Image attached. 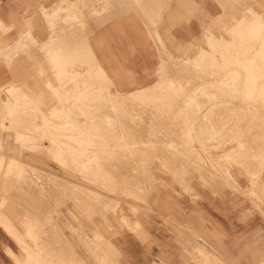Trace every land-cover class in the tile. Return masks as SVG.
Wrapping results in <instances>:
<instances>
[{
	"label": "rangeland",
	"instance_id": "obj_1",
	"mask_svg": "<svg viewBox=\"0 0 264 264\" xmlns=\"http://www.w3.org/2000/svg\"><path fill=\"white\" fill-rule=\"evenodd\" d=\"M208 1L214 3L216 2L217 5H201L200 2H202V0L191 1L190 17L192 21L190 22V38L183 39L182 37H178L176 35L169 41L167 40L168 46H166L165 43L160 40L157 41V60L154 63V67L151 72V80L147 85L138 86L133 89H129L128 91H121L117 87L111 85V89L109 92L110 95L107 93V91L104 93L105 95H101L103 98H98L100 93L102 94V91L97 93V89L94 90V92L93 89L91 90L92 87L88 88L85 85L79 87L76 86L77 84L75 83L76 81H74V79L76 77L81 78L83 75H78L75 78H72L71 76H66L65 74V66H71L72 62L74 63L77 58L80 60H78V63L80 62V67L85 68V66L88 65L87 63H92L91 61H89L88 56L85 54V48L84 50H81L82 53L79 51V57L78 54H63L62 50H64V48H61L60 46H44V48H46V61L54 64V66H52L53 69L50 71L54 74V84L51 83L47 85V90L53 101L48 102L45 112L43 109V103L40 102H22L21 104H19V107H17V104L15 105V110L11 111L9 118L11 127L17 128L19 125H22L25 122V133H7L8 128L5 127V122L8 119L6 117L0 118V155H2L0 156V159H3V164H1L3 166L0 165V231L2 232V234H4L5 237H9L12 241H14L16 245L15 256L14 253L8 248L7 243L5 241H1L0 256L2 255L5 259H9L12 264H66V262H68L67 264H122L123 258L119 251V247L117 246V242L120 241V239L124 238L127 233H130L136 237L149 239L151 237L150 230H152L169 240V243H174L176 247V260L178 259L177 262H179L176 264H264V199H262L264 198V138L262 137L264 136V132L262 133V131H264V100L262 101V99H260L262 95L254 94V97L252 96L250 99L245 100L246 96L242 95L241 93L231 94V97L233 98L232 102L235 101V104H239L242 107L241 108L239 105H237V108L235 107V104L232 103L234 106V114L233 111H230L231 115L228 114L229 111H226V109H230L221 108L223 106L218 105L219 100L217 101L216 99H214L218 95L217 90H215L217 91V94H214V98L209 102H205L203 100L204 96H197L198 101L200 100V97H203V99L201 98L203 100V104L202 100H200L201 102L199 101L200 104L197 101V104H202L201 106H203L204 104L206 106L208 105V111L205 110V112L203 109L204 113H202L201 116L198 115L199 112L201 114V110H197V106L199 105L193 104L196 100L193 101L191 99L192 97L190 98L189 96V94L193 95L191 93V87L193 88L195 84L205 80L208 75L218 78L223 74L235 73L240 74V79L237 78L236 81H242L244 80L243 75H245L249 70L253 71V69H255L256 73L258 74V69L261 68L259 70V74H263L264 68H262L261 66L264 64V0H242V2L241 0ZM138 7H136L138 11H140V14L138 15L144 18L142 19V21L149 30L152 23L148 18L151 17V13H149L150 11H144V9H149L150 7ZM101 8L102 11H108L107 6H102ZM241 12H243V14H241L242 17L240 15ZM244 16L247 17L245 18ZM251 21L253 24L252 26L250 25ZM257 22H259L260 24H256ZM71 23L75 25H80L81 23H83V25L81 24L80 27H83L85 24V22L82 20H72V22L63 20L64 25H71ZM222 23L226 25L224 26ZM255 27L258 28V31L257 28L255 30ZM81 32H83V30H81ZM149 33L151 34V30H149ZM244 34H246V36H244ZM215 36L217 38H215ZM26 38L30 41V43H32L31 45H34V41L30 35H27ZM250 40H253V43H250ZM250 51H254V53L251 54ZM181 55H183L184 57ZM243 55L245 56V58ZM246 55L247 57H249L247 58ZM198 56L200 57L198 58ZM259 61L261 63L263 62L262 65L257 64V62L259 63ZM253 62L255 63V65H253ZM55 63H58V66L59 64L60 66H64V69L61 70L59 69L60 67L55 68ZM168 64L169 66H167ZM173 64L174 68L176 67L178 70L176 68V70L174 68V70H169V68L173 67ZM167 67L168 69H166ZM168 71L172 72L169 73L172 76L174 75L173 77L177 76V80L181 79L180 83H183L185 81V84L183 83L185 87L187 85L186 82L188 83L190 89L186 88V91L190 90V93L188 91L187 93L184 92L186 96L188 95L187 97L185 95L183 96V90L185 89H181V87L179 86V82L176 79L172 80L174 78L171 75V77H169ZM176 71L179 75L181 74L180 78L179 75H176ZM174 72L176 73L173 74ZM167 73L170 79L167 77ZM149 85L158 87L156 89L157 92L155 91L153 93V96L138 103H134L132 101L126 102L124 99L125 97L122 98V96L120 95L127 92L135 93L136 91ZM188 85L187 87H189ZM181 86L182 88H184L182 84ZM83 89L86 92L85 94ZM73 92H75V94H73ZM16 93L17 91H14L13 88H11L10 91L6 90V94H9L11 98H13L14 94ZM156 94L157 96L155 97ZM78 96L81 100H79ZM104 97L106 99H104ZM97 98L98 100L96 102ZM178 98H183L184 100L180 102L179 100L181 99ZM262 98L264 99L263 96ZM101 99L103 103L105 101V106L98 105L99 100L101 101ZM114 99H116V101H112ZM148 100H150L151 103ZM160 100L162 102H160ZM256 100L260 102H257ZM80 101H82V103ZM215 101H217L216 104ZM247 101L250 102H248L246 106ZM91 102H93L94 105ZM244 102L245 106L243 107L242 105H244ZM146 103L151 106L153 105V108H150L151 106L146 105ZM155 103H158L160 105L158 106V104L156 105ZM181 104H184L183 106L187 104L190 113L185 112L187 110L184 109L186 106L183 107ZM190 104L192 106V110L194 109L195 112H198L195 113L197 114V118L194 114L192 116V113L194 112L190 109ZM209 104H211V106ZM256 104L259 105L258 107L260 108V110H263V114L261 113L262 110L259 111V108H256ZM54 105L58 108L57 110L51 109ZM88 105H91V107ZM92 105L94 106V108L99 107V109L97 108L98 112L93 108ZM254 105L256 106L254 107ZM115 106L117 107L115 108ZM216 106H218V109L221 110H218ZM230 106L232 107V105ZM102 107H104L106 111H104ZM148 107L150 109H148ZM156 107L160 109V111H162L159 112ZM224 107H226V105H224ZM248 107L250 110L248 109ZM36 108L40 109L37 110ZM210 108L213 109L209 110ZM114 109H116V112H114ZM121 109L122 111L119 112L118 110ZM163 109H166L165 113ZM173 109H175L176 111ZM216 109L219 112L224 110L225 112L223 113H226V115L224 114L225 116H220V114H218L219 112ZM235 109H237L236 111H238V113H240L241 111L243 112L242 115L241 113L239 114L241 115V117L244 116V118H242V121L241 118L239 121L240 116L238 117ZM239 109L243 110L239 111ZM244 109H246L247 112ZM18 111L20 113L26 112V116H23L24 118H13L14 114H19ZM94 111L97 112L96 115ZM214 111L216 112V114H218L215 115L217 117L214 116L217 119H221V117L225 119L226 116H228L229 118L232 115H234V117L237 115V117L235 118H229L231 121L227 119L229 120V122H227V120L225 119L228 124L226 122L225 123L228 125V128L230 126V123L231 126L236 125L235 128H237L235 129V131L238 132H234V129H232L234 127L231 128V126L228 129L227 125L225 123H222L223 121H225L223 118L221 119L223 120L222 122L220 121V119L217 121V119L212 116L214 115ZM101 112H103L102 115ZM210 112H212L211 119L214 118L215 120H212L213 122L210 121V118L209 120H207L208 117H210V114L206 113ZM161 113H163L162 117L164 119H167L162 120V117L159 118V116H161ZM223 113L221 114L223 115ZM43 115L48 116L45 117ZM130 115L132 116V118ZM153 115L155 116V118ZM186 116L188 117L186 118ZM189 116L192 117V120L189 118ZM194 117L195 119L201 117L199 121L195 120V122H199L200 124L203 122L201 126L193 121ZM123 118H125V121L123 120ZM246 118L248 119V121L245 120ZM262 118L263 122L260 121ZM52 119L54 120V124ZM103 119L106 123H103V126L106 125V128L105 126L104 128H102L103 126H100L104 121ZM185 119L189 120L190 123L187 124L188 121L186 123ZM234 119L236 120L235 122ZM114 120H116V122H121L117 123L116 125L114 124ZM141 120L143 123L141 122ZM166 120L167 122L168 120L172 121L168 122L172 126H170L169 124V126L165 125ZM232 120L234 123L232 122ZM244 120L247 122H244ZM252 120L254 122L256 121L257 123L255 122L254 124ZM122 121L124 122L122 123ZM160 121H162V123H165H163L164 126H160L162 124ZM178 121L183 122H180L179 125ZM192 121L194 122V124L192 123ZM215 122H220L223 125H219L220 123L218 124ZM236 122L239 124H237ZM51 123L53 124L52 128ZM124 123H126L128 127ZM258 123L263 125H260L258 127ZM44 124H46L47 126H44ZM118 124H120L121 126ZM134 124L136 126H134ZM240 124H243L242 128H245L247 132H253V135L251 134L252 138L250 137L251 135H249V133L242 132L243 129L241 128ZM54 125H56L57 127H55ZM115 125L117 126V129H120L119 132H117V129H115L114 131V128H116ZM216 125H218V128ZM246 125L247 127L249 125L251 126L247 128ZM63 126H65V128ZM108 126L112 127H109L111 130H108ZM124 126H126L127 128L125 129ZM143 126H145L146 128ZM178 126H180L181 128ZM213 126H216L218 131L216 128L213 129ZM120 127H124V130ZM206 127L208 129V132H206ZM225 127L227 128V131L224 130ZM238 127H240V129L242 130L238 129ZM68 128L69 130H66ZM254 128L257 131L253 130ZM56 129L61 132H57ZM102 129L104 131H102ZM173 129H175L174 132ZM146 130L149 132L145 134ZM80 131H82L83 134L79 133ZM109 131L111 132L110 134ZM195 131L197 132L195 133ZM223 131L224 134L227 133V136L231 135L229 136L230 138L225 134V139L224 134L222 133ZM239 131L241 132L239 133ZM93 132L95 135L93 134ZM128 132V135L125 134ZM142 132H144V134ZM118 133L119 135L121 133V135L125 134L123 135L125 137L123 138V136H119ZM173 133L174 135H172ZM219 133L221 137H219ZM243 133H245V135L248 134L250 140L247 138L248 135H246V139ZM18 134H22L24 139L23 137H21L20 139L17 138ZM104 134H107L108 138L107 135L105 136ZM236 134L239 137L236 136L235 138L234 136ZM241 134L244 136V138H240L243 137ZM102 136L104 138H102ZM114 136L118 137L114 138ZM169 136L172 138L171 140ZM178 136H180V138ZM181 137L184 138L182 141L183 144L181 142ZM98 138L99 141L97 140ZM241 139L243 141H245L244 139H246V141L244 142L246 144L241 143L243 142ZM112 140L115 141L113 142ZM118 140L121 143H119ZM143 140L145 142L147 141L146 145H144L145 142L143 143ZM178 140L180 142H178ZM218 140L221 141L218 142ZM69 141L71 142V144H69ZM125 141L127 143H125ZM128 142L131 143L128 144ZM110 143L113 144L112 147L109 145ZM44 144H46V146ZM114 144L116 147L114 146ZM148 144L151 148L148 147ZM74 145L77 146L75 147ZM180 145L182 146V148L180 147ZM104 146L106 149L104 148ZM133 146H135L136 149ZM186 146L188 147V149L185 148ZM245 146H248L246 147V150ZM142 147L144 150H142ZM252 147L254 149H252ZM75 148H77L79 151H77V149ZM133 148L135 150H133ZM139 148L141 149V152L145 151L146 155L142 154L144 152H140L143 155V157H141V154L137 153V151L140 150ZM149 148L152 149L151 151L154 153L148 150ZM188 151L195 152H192V154L195 155L193 156L191 152L188 153ZM246 151L248 154L246 153ZM105 152L106 154L108 152V154L106 155ZM130 152L134 154H129ZM147 152H149V154ZM157 152H159L158 157L156 155L158 154ZM161 152L166 154H163ZM125 153H127V157H125ZM136 153L138 155H135ZM115 154L118 158L120 157V159L114 156ZM147 154L150 156L152 154V157L149 158V163L147 162L148 158H146L148 157ZM112 155L115 157V159ZM162 155L166 157L169 156L167 157L169 159H167L166 157H162ZM247 155L250 156H248L247 158ZM34 156L42 157L43 159H46L47 162L56 163V165L36 166L33 164L34 161L31 159ZM102 156H105V158L109 157L108 159H106L107 162ZM170 156H174L172 158V161L174 160L173 162L176 161V163H173L174 165L172 164ZM130 157H132V159L135 161H133V164ZM191 157L195 158L191 159ZM240 157L241 159H239ZM242 157L244 160H242ZM95 158L97 160H95ZM100 158L104 160H101ZM124 158L125 160L127 158V161H125ZM145 158L147 160H145ZM159 158L161 160H165L161 161L159 160ZM249 158H252L251 161L249 160ZM14 159L19 160L22 163L17 162L18 166H13V164L11 163H14ZM139 159L140 162L138 161ZM236 159H239L240 162ZM166 160H170L171 162L169 163ZM199 161L201 162L199 163ZM247 161L253 162L250 163ZM81 162H83V164ZM179 162L185 164L186 166L182 165ZM69 163L71 165H69ZM129 163H131V165H129ZM138 163L141 165H138L137 167ZM147 163L149 164L148 166H146ZM195 163L196 165H194ZM142 164L144 165L142 166ZM176 164L182 167L176 166ZM253 164H255V167ZM76 165L78 166V168L80 167L79 169H81V171L77 168ZM19 166L21 171L18 169ZM71 166L74 168L71 169ZM132 166H134L135 169L137 167V170L139 171L144 167V173H146V169L147 172L151 169L152 172L149 171V175L152 174L153 176H149L148 173H146V176H144L142 175L143 170H141V172H136V170L134 171V169H132ZM187 166H189V168H187ZM12 169L15 170L13 171ZM77 170L79 173L77 172ZM89 170L91 172H89ZM101 170H103L104 172ZM106 170L108 171L106 172ZM133 171L136 174L133 173ZM179 171H182V174H180ZM202 171H204V176H202L203 174L201 175ZM176 172H178V174H180L182 178L185 177L183 178L185 180L179 178V175ZM186 172L189 175H187ZM92 173L94 175H92ZM115 173L117 175H115ZM16 174L19 176H17ZM53 174L57 175V177H60L61 179L53 177ZM206 174L208 175L207 177ZM91 175L96 179L92 178ZM102 175L104 176L102 177ZM131 175H133L132 178ZM186 175L188 177H186ZM262 175L263 178L261 177ZM138 176L139 181H135V179H138ZM199 176L202 178H200ZM211 176H214L213 180H217H212V184L215 183L214 186L211 184ZM74 177H76V180L74 179ZM105 177H111L110 181L109 178ZM56 178L60 180L57 181ZM104 178L106 180L105 182ZM123 178L125 181H120ZM145 178L148 180V182ZM196 178L199 179L196 180ZM258 178H260V180L263 179L262 182L259 181ZM63 179L67 180V183L70 182L69 186L65 182L60 183L61 181L63 182ZM151 179L153 180V182ZM203 179L206 181V183L204 184L203 182L205 181ZM208 179H210V181ZM8 180H11L12 183ZM115 181H117V183L120 181V184H115ZM140 181L144 185H142ZM58 182L60 183V185ZM129 182L130 186L128 184ZM149 182H151V184H147ZM216 183H219L221 186L219 184V186H216ZM72 184V189L74 188L75 184V188L73 189L75 195L77 193V189L80 190L81 187L84 188L83 190H80L84 191L83 193L80 191L78 192V194L81 193L82 196L78 197V194L75 196L73 192V195L70 193L72 190L69 191L68 189H71L70 185ZM77 185L80 186V188L76 187ZM111 185L114 186L111 187ZM140 185L142 187H140ZM209 185L211 187H209ZM62 187L65 189H62ZM123 187L126 189H123ZM21 188L23 189L21 190ZM56 188H59L60 191L56 190ZM113 188L116 189L113 190ZM85 189L89 190V192L86 191L87 193H90V191H92L94 194H87L85 192ZM125 190L129 191L127 192ZM9 191L16 192H14L13 194ZM55 192L56 195L54 196ZM59 192L61 195L59 194ZM258 192L260 194H258ZM15 193H17L19 196H14L16 195ZM95 193L98 194V197H96ZM83 194L85 195L83 196ZM86 194L88 195V197L86 196ZM257 194L259 196H257ZM91 196L95 197L91 198ZM55 198L57 200H55ZM58 198H60L61 200ZM107 198H109L110 201ZM112 200H115L114 203L112 202ZM107 202L110 203V205ZM89 203L93 206L89 205ZM104 209H106L105 211L108 212H105ZM254 222L257 223L255 226L256 228L247 230V225ZM235 224L243 227L244 229L234 228ZM73 253H76L75 262L73 260L75 259V256L72 255ZM78 256L80 257L78 258ZM45 259L46 261H44ZM64 260H66V262ZM0 264L4 263L0 262ZM150 264L171 263L166 260H159L157 262L152 261V263Z\"/></svg>",
	"mask_w": 264,
	"mask_h": 264
},
{
	"label": "crops",
	"instance_id": "obj_2",
	"mask_svg": "<svg viewBox=\"0 0 264 264\" xmlns=\"http://www.w3.org/2000/svg\"><path fill=\"white\" fill-rule=\"evenodd\" d=\"M78 1L0 0V118L6 117L8 119L5 122V127L8 128L7 133L26 132L25 122L17 128L11 127L9 118L11 111L15 110L16 104L19 107L22 102H40L43 103L45 111L48 102L53 101L47 90V85L55 80L54 74L50 72L54 64L46 61V49L43 50L44 46L63 47L62 53H67V55H77L79 51L86 48L85 50L88 53L86 55L88 59L91 58L89 61L94 63L95 66L87 63L88 65H84L85 68L80 67V62L78 63L77 58L71 66H65V74L72 78L83 75L82 79L77 77L74 79L76 86L85 85L88 88L93 86V90L101 87L99 91H108L109 94L111 85L121 91H128L138 86L147 85L150 82L151 72L157 60L158 40L168 46L166 40L169 41L176 35L183 39L191 37L190 22L192 19L190 17V9L192 0H130L133 3V8H130V10V1L127 2L125 0L121 1L124 5L126 3V7L120 3V0H109L110 2L106 0H88L90 3L86 2V0H84L85 3L81 0ZM109 3L111 6H109ZM112 3H115V5ZM117 4L123 5V10L126 8L125 12L123 10V12L119 10L118 12L115 8L116 12L112 10L113 6L116 7ZM200 4L217 5L216 2L208 0H202ZM80 5L84 6L81 7ZM134 5L136 7L139 5H142V7L148 5L150 7L148 12L153 13L148 18L152 23L151 28L149 27L151 34L144 23H141L143 22L142 17L138 15L140 11L136 10ZM167 5L168 7L166 8ZM102 6L112 8L111 10L108 9V12L104 11V13L102 12ZM121 6L117 7L122 9ZM78 9L84 13L81 17V12ZM84 9L86 10L84 11ZM108 13L112 16H109ZM90 18H93V20L91 21ZM81 19L85 22L83 27L72 23L71 25L63 24V20L72 22V20ZM89 19L90 26L87 22ZM105 19L106 21H104ZM91 26L93 27L91 28ZM81 30L88 32L83 33ZM89 30H91L90 33ZM27 35L32 37L34 45H31L32 43L26 38ZM81 40L82 44L80 43ZM78 41L79 43H77ZM55 68L62 70L64 66H60V64L58 66V63H55ZM98 68L102 70L103 75L97 73ZM91 78L94 83L92 80L89 81ZM96 78L99 79H97V83H95ZM102 82L104 85H102ZM96 84H101L102 86H96ZM94 86L96 87L94 88ZM11 88L17 91L13 98L6 94V90L10 91ZM20 88L23 91H19ZM18 113L17 115L14 114L13 118H24L23 116H26V112L20 113L18 111ZM44 145L46 146V144ZM31 159L36 166L56 165V163L47 162L42 157L34 156ZM256 224V222L248 224L247 230L256 228ZM234 228L244 229L237 224H235ZM150 234L151 237L145 239L127 233L124 238L117 242L123 258L122 264H150L152 261L157 262L159 260H166L171 264L179 263L177 262L178 259L176 260L174 243H169V240L152 230H150ZM1 241H5L8 248L16 256L14 241L9 237H5L0 231V244ZM0 262L12 264L9 259H5L2 255L0 256Z\"/></svg>",
	"mask_w": 264,
	"mask_h": 264
},
{
	"label": "bare ground",
	"instance_id": "obj_3",
	"mask_svg": "<svg viewBox=\"0 0 264 264\" xmlns=\"http://www.w3.org/2000/svg\"><path fill=\"white\" fill-rule=\"evenodd\" d=\"M77 1H78V0H77ZM81 1H84V0H81ZM87 1H88V0H86V2H87ZM97 1H98V0H97ZM99 1H100V0H99ZM106 1H107V2H110L109 0H106ZM114 1H115V0H114ZM114 1H112V2H114ZM122 1H123V0H122ZM122 1L120 0V3L123 4ZM125 1L129 2L130 0H125ZM156 1H157V0H156ZM159 1H160V0H159ZM236 1H237V0H236ZM88 2L90 3V1H88ZM92 2H93V1H92ZM117 2H118V1H117ZM143 2H145V1H143ZM241 2H242V0H241ZM78 3H79V1H78ZM78 3H77V4H78ZM83 3H85V1H84ZM124 3H125V2H124ZM155 3H156V2H155ZM159 3H160V2H159ZM170 3H171V2H170ZM80 4H81V3H80ZM112 4L115 5V3H112ZM131 4H132V7H131ZM144 4H145V3H144ZM144 4H143V5H144ZM240 4H241V3H240ZM78 5H79V4H78ZM84 5H85V4H84ZM84 5H82V6H84ZM105 5H106V3H105ZM123 5H124V4H123ZM123 5H122V6H121L120 4H117V5H116V7H117V6H121L122 9H120V7H117V8H116V7H114L113 5H112L113 8H112V7H111V8H112V10H114V8H115L116 11L119 10V11H121V12H123V11L125 12V10H126V8H125V7H126V6H125L126 3H125V5H124V6H125V7H124L125 10H123ZM129 5H130V6H129V10H130V8H133V3H131V1H130V2H129ZM154 5H155V4H154ZM241 5H242V4H241ZM243 5H244V4H243ZM250 5H251V4H250ZM80 6H81V5H80ZM82 6H81V7H82ZM109 6H111L110 3H109ZM127 6H128V4H127ZM139 6L142 7V5H139ZM145 6L148 7V5H145ZM156 6H157V5H156ZM81 7H79V8H81ZM86 7H90V6H86ZM105 7H106V6H105ZM134 7H135L136 10L139 9V7H138V9H137L135 5H134ZM152 7H153V6H152ZM164 7H165V6H164ZM164 7H163V8H164ZM167 7H168V5L166 6V8H167ZM244 7H245V6H244ZM107 8H108L109 10H111V8H109L108 6H107ZM118 8H119V9H118ZM148 8H149V7H148ZM155 8H156V7H155ZM163 8H162V9H163ZM166 8H165V9H166ZM250 8H251V7H250ZM108 9H107V10H108ZM127 9H128V8H127ZM145 9H146V8H145ZM145 9H144V11H145ZM149 9H150V8H149ZM160 9H161V8H160ZM168 9H169V8H168ZM79 10H80V9H78V11H79ZM82 10H83V9H82ZM85 10H86V9H84V11H85ZM122 10H123V11H122ZM151 10H152V9H151ZM114 11H115V10H114ZM116 11H115V12H116ZM119 11H118V12H119ZM147 11H148V9H147ZM159 11H160V10H159ZM162 11H163V10H162ZM166 11H167V10H166ZM253 11H254V10H253ZM79 12H81V10H80ZM82 12H83V11H82ZM82 12H81V14H80V17H81L82 14H84V13H82ZM102 12H104V10H103ZM105 12H106V11H105ZM105 12H104V13H105ZM107 12H108V11H107ZM109 12H112V11H109ZM118 12H117V13H118ZM153 12H154V11H153ZM85 13H86V12H85ZM90 13H91V12H90ZM113 13H114V12H113ZM78 14H79V13H78ZM101 14H102V13H101ZM108 14H109V13H108ZM108 14H105V15H108ZM139 14H140V12H139ZM151 14H153V13H151ZM158 14H159V13H158ZM241 14H243V12H241L240 15H241ZM244 14H245V13H244ZM89 15H90V14H89ZM110 15H111V14H109V16H110ZM246 15H247V14H246ZM76 16H77V15H76ZM76 16H75V17H76ZM78 16H79V15H78ZM85 16H86V15H84V17H85ZM94 16H95V15H94ZM94 16H93V17H94ZM111 16H112V15H111ZM257 16H258V15H257ZM84 17H83V20H84ZM139 17H140V16H139ZM139 17H138V18H139ZM241 17H242V15H241ZM244 17H245V16H244ZM246 17H247V16H246ZM246 17H245V18H246ZM78 18H79V17H78ZM85 18H87V17H85ZM106 18H107V17H106ZM111 18H112V17H111ZM79 19H80V18H79ZM90 19H91V21L93 20V18H90ZM90 19H89V21H87L88 23L90 22ZM101 19H102V18H101ZM101 19H100V20H101ZM141 19H144V18L142 17ZM152 19H153V18H152ZM160 19H162V18H160ZM81 20H82V19H81ZM81 20H80V21H81ZM83 20H82V21H83ZM86 20H87V19H86ZM97 20H98V19H97ZM104 21H106V19H105ZM155 21H156V20H155ZM155 21H153V22H155ZM160 21H161V20H160ZM245 21H246V20H245ZM247 21H248V20H247ZM95 22H96V21H95ZM98 22H99V20H98ZM248 22H249V21H248ZM79 23H80V22H79ZM141 23H143V22H141ZM161 23H162V22H161ZM81 24L83 25V23H81ZM81 24H80V25H81ZM93 24H94V23H93ZM96 24H97V22H96ZM96 24H95V25H96ZM222 24H223V23H222ZM256 24H260V23L257 22ZM91 25H92V24H91ZM223 25L225 26L226 24H223ZM250 25H251V26L253 25V24H252V21H251V24H250ZM89 26H90V23H89ZM243 26H244V25H243ZM254 26H255V24H254ZM256 26H257V25H256ZM261 26H262V25H261ZM92 27H93V26H91V28H92ZM94 27H95V26H94ZM96 27H97V26H96ZM258 27H259V25H258ZM157 28H158V27H157ZM256 28H257V27H255V30H256ZM263 29H264V28H263ZM149 30H151V29H149ZM149 30H148V31H149ZM156 30H157V29H156ZM259 30H260V29H259ZM90 31H91V30H89V33H90ZM93 31H94V30H93ZM157 31H158V30H157ZM242 31H243V30H242ZM251 31H252V30H251ZM257 31H258V28H257ZM86 32H88V31H85V32H83V33H86ZM89 33H87V34H89ZM251 33H252V32H251ZM87 34H86V35H87ZM211 34H212V31H211ZM247 34H248V33H247ZM80 35H81V34H80ZM80 35H79V36H80ZM82 35H84V34H82ZM241 35H242V34H241ZM159 36H160V35H159ZM162 36H163V35H162ZM244 36H246V34H244ZM80 37H81V36H80ZM254 37H255V36H254ZM83 38H84V37H83ZM212 38H213V37H212ZM215 38H217V37L215 36ZM215 38H214V39H215ZM84 39H85V38H84ZM160 39H161V38H160ZM261 39H262V37H261ZM79 40H80V38H79ZM247 40H248V39H247ZM83 41H84V40H83ZM166 41H167V40H166ZM248 42H249V41H248ZM251 42L253 43V40H252V41L250 40V43H251ZM77 43H79V41H78ZM80 43L82 44V40L80 41ZM169 43H170V42H169ZM170 44H171V43H170ZM211 44H212V43H211ZM83 45H84V44H83ZM164 46H165V45H164ZM213 46H214V43H213ZM253 46H254V45H253ZM79 47H80V45H79ZM249 47H250V46H249ZM240 48H241V47H240ZM254 48H255V47H254ZM43 49H46V48H43ZM80 49H81V48H80ZM85 49H86V48H85ZM255 49H256V48H255ZM32 50H33V49H32ZM83 50H84V49H83ZM157 50H158V49H157ZM187 50H188V49H187ZM192 50H193V49H192ZM215 50H216V49H215ZM245 50H246V49H245ZM33 51H34V50H33ZM33 51H32V52H33ZM76 51H78V50H76ZM85 51H86V50H85ZM240 51H241V50H240ZM80 52H81V51H80ZM184 52H185V51H184ZM81 53H82V52H81ZM243 53H244V51H243ZM250 53L253 54L254 51H250ZM256 53H257V52H256ZM12 54H13V53H12ZM79 54H80V53H79ZM79 54H78V56H79ZM83 54H84V53H83ZM83 54H82V55H83ZM85 54H88V53L85 52ZM246 54H247V53H246ZM18 55H19V54H18ZM183 55H184V54H183ZM183 55H181V56H183ZM167 56H168V55H167ZM187 56H188V55H187ZM243 56H244V55H243ZM12 57H13V56H12ZM79 57H80V56H79ZM183 57H184V56H183ZM185 57H186V56H185ZM199 57H200V56H198V58H199ZM246 57H247V55H246ZM248 57H249V56H248ZM248 57H247V58H248ZM173 58H176V57H173ZM177 58H178V57H177ZM180 58H182V57H180ZM238 58H239V57H238ZM244 58H245V56H244ZM90 59H91V58H90ZM90 59H89V60H90ZM184 59H185V58H184ZM196 59H197V58H196ZM239 59H240V58H239ZM254 59H255V58H254ZM254 59H253V60H254ZM78 60H79V59H78ZM175 60H178V59H175ZM79 61H80V60H79ZM92 61H94V60H92ZM165 61H166V60H165ZM179 61H180V60H179ZM255 61H256V60H255ZM255 61H254V62H255ZM69 62H70V61H69ZM166 62H167V61H166ZM169 62H170V61H169ZM254 62H253V65H255ZM72 63H73V62H72ZM167 63H168V62H167ZM247 63H248V62H247ZM260 63H261L260 61H259V63L257 62V64H259V65H262L263 62H262L261 64H260ZM90 64H91V66H95L94 63H90ZM165 64H166V63H165ZM170 64H171V63H170ZM257 64H256V65H257ZM240 65H241V64H240ZM263 65H264V64H263ZM263 65L261 66L262 68H264ZM167 66H169V64H168ZM175 66H176V65H175ZM247 66H248V65H247ZM162 67H163V66H162ZM240 67H241V66H240ZM173 68H174V64H173V67L169 68V70H171V69H173ZM175 68H176V67H175ZM175 68H174V69H175ZM248 68H249V67H248ZM257 68H258V67H257ZM259 68H260V67H259ZM163 69H165V68H163ZM166 69H168V67H167ZM174 69H173V70H174ZM176 69H177V68H176ZM176 69H175V70H176ZM260 69H261V68H260ZM260 69H258V74L256 73V70H255V69H253V71H251V70L247 71V73H246L245 75H243V76H244V80H242V81H239V80L236 81V79L239 78V75H240V74H235V73H234V74H223V75H221V76L218 77V78L213 77V76H211V75H208L207 78H206L205 80H203V81H201V82H198L197 84L194 85L193 88L191 87V89H192V90H191V93H192L193 95H190V94H189V96H190V98L192 97L191 99H192L193 101L196 100L195 103H193V104H197V101H198L197 99H198L199 96H204V99H203V97H200V100L203 99L205 102H209V101H212V99L214 98L213 95H214V94L216 95V94H217V91H218V95H217L218 97L216 96V98H214V99H216L217 101L219 100V104H218V105H219V106H223V107H221V108H223V109H226V108L230 109V110H227V109H226V111H229V112H228L229 115H231V112H230V111H233V114H234V108H233L234 106H233L232 103L235 104V101L232 102V99H233V98L231 97V94L241 93L242 95H245V96H246V99H245V100L250 99L254 94H256V95H262V96L264 97V72L262 71L263 74H261V73L259 74V72H260L259 70H260ZM177 70H178V69H177ZM254 70H255V71H254ZM164 71H165V70H164ZM65 72H66V71H65ZM169 72H170V71H168V73H169ZM176 72H177V71H176ZM176 72H174L173 74H175ZM240 72H241V71H240ZM240 72H239V73H240ZM62 73H64V72H62ZM97 73H100L101 75H103L102 70H101L100 68L97 69ZM163 73H164V72H163ZM168 73H167V77H168ZM170 73H172V72H170ZM170 73H169V77L172 76ZM48 75H49V74H48ZM67 75H68V74H67ZM165 75H166V72H165ZM170 75H171V76H170ZM176 75H179L178 72L176 73ZM180 75H181V74H180ZM180 75H179V78H180ZM88 76H89V75H88ZM173 76H174V75H173ZM173 76H172V77H173ZM241 76H242V75H241ZM49 77H52V76H49ZM91 77L94 78V76H92V75H91ZM165 77H166V76H165ZM169 77H168V78H169ZM176 77H177V76H176ZM176 77H173L174 79H172V80H175V79L177 80L178 77H177V78H176ZM77 78H78V77H77ZM79 78H80V77H79ZM99 78H100V77H99ZM80 79H82V78H80ZM97 79H98V78H96L95 83H97ZM101 79H102V78H101ZM169 79H170V78H169ZM169 79H168V80H169ZM182 79H183V77H182ZM239 79H240V78H239ZM91 80H92V82H93V79H92V78H91L89 81H91ZM98 80H99V79H98ZM162 80H163V78H162ZM165 80H166V78H165ZM185 80H186V79H185ZM67 81H68V80H67ZM74 81H75V80H74ZM84 81H85V80H84ZM159 81H160V80H159ZM169 81H170V80H169ZM177 81L179 82V86L181 87V89H185V90H183V96H184V95H185L184 92L187 93V91H188V92L190 91V90H187V91H186V88H189V89H190V86H189L188 83L186 82V84H187L189 87H187V85H186V87H185V86H184V84H185L184 82H185V81L183 82V80H182V82H183L184 84H183V83H180V82H181V79H178ZM99 82H101V81H99ZM104 82L106 83V81H104ZM165 82H166V81H165ZM172 82H173V81H172ZM175 82H176V81H175ZM178 82H177V83H178ZM93 83H94V82H93ZM26 84H27V83H26ZM53 84H54V83H53ZM88 84H89V83H88ZM91 84H92V83H91ZM107 84H108V83H107ZM107 84H105V86H106ZM172 84H173V83H172ZM181 84L184 86V88H182ZM55 85H56V84H55ZM99 85H101V84H98V85L96 84V86H99ZM102 85H104L103 82H102ZM102 85H101V86H102ZM166 85H167V84H166ZM168 85H169V84H168ZM240 85H241V86H240ZM53 86H54V85H53ZM89 86H90V85H89ZM96 86H94V88H95ZM109 86H110V85H109ZM164 86H165V85H164ZM175 86H176V84H175ZM8 87H9V86H8ZM17 87H18V86H17ZM51 87H52V86H51ZM92 87H93V86H92ZM106 87H107L108 89H110L108 86H106ZM167 87H168V86H167ZM99 88H101V87H98V89H97V93L100 92V91H99V90H100ZM157 88H158V87H155L154 85H153V86L149 85V86H146V87H144V88H142V89L136 91L135 93H133V92H127V93L120 94V95L122 96V98L125 97L124 99H125L126 102H127V101H132V102H134V103H138V102H140V101H143L144 99H147V98L153 96V93L156 91ZM162 88H163V87H162ZM37 89H38V88H37ZM92 89H93V88H91V90H92ZM86 90H87V88H86ZM105 90H106V89H105ZM169 90H170V89H169ZM215 90H217V91H215ZM19 91H23V90H21V88H20ZM55 91H56V90H55ZM83 91H84V89H83ZM101 91H102V90H101ZM109 91H110V90H109ZM214 91H215V93H214ZM24 92H25V91H24ZM56 92H57V91H56ZM56 92H55V93H56ZM75 92H76V91H75ZM75 92H73V94H75ZM91 92H92V91H91ZM93 92H94V90H93ZM104 92H105V91H104ZM104 92L102 91V94L100 93V95L97 94V95L100 96V97L98 96V98H101V97L103 96ZM106 92H107V91H106ZM156 92H157V91H156ZM25 93H26V92H25ZM85 93H86V92L84 91V94H85ZM89 93H90V92H89ZM107 93H108V92H107ZM107 93H106V94H107ZM113 93H114V92H113ZM160 93H161V91H160ZM181 93H182V92H181ZM189 93H190V92H189ZM22 94H23V92H22ZM92 94H93V93H92ZM164 94H165V93H164ZM179 94H180V93H179ZM80 95H81V94H80ZM82 95H83V94H82ZM101 95H102V96H101ZM104 95H105V94H104ZM109 95H110V94H109ZM115 95H117V94H115ZM194 95H196V96H194ZM17 96H18V95H17ZM24 96H25V94H24ZM55 96H56V95H55ZM69 96H70V95H69ZM74 96H75V95H74ZM91 96H93V95H91ZM106 96H107V95H106ZM156 96H157V94L155 95V97H156ZM183 96H180V97H183ZM185 96H186V95H185ZM187 96H188V95H187ZM187 96H186V97H187ZM197 96H198V97H197ZM262 96H261L260 99H262V101H263L264 99L262 98ZM26 97H27V95H26ZM95 97H96V95H95ZM111 97H112V96H111ZM115 97H116V96H115ZM186 97H185V98H186ZM253 97H254V96H253ZM19 98H20V97H19ZM78 98H79V96H78ZM81 98H82V97H81ZM90 98H91V97H90ZM90 98H89V99H90ZM98 98L96 99V102H97ZM102 98H103V97H102ZM201 98H202V99H201ZM28 99H30V98H28ZM73 99H74V98H73ZM87 99H88V98H87ZM91 99H92V98H91ZM104 99H106V98L104 97ZM108 99H109V98H108ZM111 99H112V98H111ZM154 99H155V98H154ZM178 99H181V100H179L180 102H181L182 100H184L183 98H178ZM30 100H31V99H30ZM79 100H81V99L79 98ZM79 100H78V101H79ZM94 100H95V99H94ZM151 100H152V99H151ZM200 100H199V101H200ZM203 100H202V104H203ZM258 100H259V99H258ZM258 100H256V101H257V102H260V101H258ZM76 101H77V100H76ZM109 101H111V100H109ZM112 101H116V99H114V100H112ZM123 101H124V100H123ZM146 101H147V100H146ZM148 101L150 102V100H148ZM163 101H164V100H163ZM185 101H186V100H185ZM199 101H198V103L200 104L201 101H200V102H199ZM217 101H215V104H216ZM250 101H251V100H250ZM250 101H247V102H246V106H247V103L250 102ZM33 102H35V101H33ZM80 102L82 103V101H80ZM80 102H79V103H80ZM158 102H159V100H158ZM160 102H162V101L160 100ZM164 102H165V101H164ZM164 102H163V103H164ZM188 102H189V101H188ZM238 102H240V101H238ZM35 103H36V102H35ZM91 103H93V102H91ZM100 103H101V104H100ZM104 103H105V101H104ZM104 103L102 102V99H101V101L99 100V104H98V105L103 106ZM106 103H107V101H106ZM112 103H114V102H112ZM147 103H148V102H147ZM147 103H146V105L149 104V103H148V104H147ZM150 103H151V102H150ZM165 103H166V102H165ZM182 103H183V102H182ZM210 103H211V102H210ZM262 103H263V102H262ZM75 104H76V103H75ZM77 104H78V102H77ZM142 104H143V103H142ZM144 104H145V103H144ZM155 104H156V103H155ZM157 104H158V103H157ZM157 104H156V105H157ZM174 104H175V103H174ZM199 104H197V105H199ZM202 104H201V105H202ZM243 104H244V105H242V106L244 107V106H245V102H244ZM253 104H254V102H253ZM258 104H259V103H258ZM35 105H36V104H35ZM82 105H83V104H82ZM82 105H81V106H82ZM93 105H94V103H93ZM93 105H92V106H93ZM96 105H97V103H96ZM110 105H111V104H110ZM110 105H109V107H110ZM113 105H114V104H113ZM118 105H119V103H118ZM146 105H145V107H146ZM159 105H160V104H158V106H159ZM162 105H163V104H162ZM181 105L183 106L184 104H181ZM201 105H199V106H201ZM204 105H205V104H204ZM204 105L201 106V107L197 106V110H201V114H200V112H199V114H198L199 116H201L202 113H204V112H203V109H204V111H205V110L208 111V107H207L208 105H207V106H206V105L204 106ZM209 105L211 106V104H209ZM224 105H226V107H224ZM230 105H232V107H231ZM237 105H239V104H235V107H237ZM256 105H257V104H256ZM256 105H254V107H255ZM263 105H264V104H263ZM38 106H39V105H38ZM77 106H78V105H77ZM79 106H80V105H79ZM88 106L91 107V105H88ZM88 106H87V107H88ZM104 106H105V105H104ZM148 106H151V105H148ZM152 106H153V105H152ZM152 106H151L150 108H153ZM185 106H186V107H185ZM185 106H183V107H185L184 109H187L185 112L188 113L189 110H188L187 104H185ZM210 106H209V107H210ZM239 106H240V105H239ZM249 106H251V105H249ZM258 106H259V105H257L256 108H257ZM20 107H21V106H20ZM33 107H34V106H33ZM95 107H96V106H95ZM107 107H108V105H107ZM107 107H106V108H107ZM116 107H117V106H115V108H116ZM121 107H122V106H121ZM166 107H167V106H166ZM171 107H172V106H171ZM190 107H191L190 109L192 110V106H191V104H190ZM193 107H195V106H193ZM216 107H217V109H218V106H216ZM216 107H215V108H216ZM240 107H241V106H240ZM260 107H261V106H260ZM93 108H94V106H93ZM97 108L99 109V107H96V108H94V109H96V111H97V110H98ZM102 108H103L104 111H106L104 107H102ZM150 108L148 107V109H150ZM156 108H157V107H156ZM215 108H214V109H215ZM237 108H238V107H237ZM241 108H242V107H241ZM245 108H246V107H245ZM251 108H252V107H251ZM258 108H259V107H258ZM258 108H257V109H258ZM34 109H35V108H34ZM36 109H37V108H36ZM38 109H40V108H38ZM38 109H37V110H38ZM51 109H53V110H57L58 108L54 105ZM94 109H93V110H94ZM112 109H113V108H112ZM112 109H111V110H112ZM118 109H119V106H118ZM148 109H147V110H148ZM157 109H158V108H157ZM161 109H162V108H161ZM166 109H167V108H166ZM166 109H163V110H164V113L166 112V111H165ZM170 109H171V108H170ZM212 109H213V108H212ZM212 109L210 108L209 110H212ZM217 109H216V110H217ZM223 109H222V110H223ZM232 109H233V110H232ZM246 109H247V108H246ZM246 109H244V110H246ZM248 109H249V107H248ZM100 110H101V109H100ZM108 110H109V109H108ZM114 110H115L114 112H116V109H114ZM131 110H132V109H131ZM158 110H159V112L162 111V110L160 111V109H158ZM167 110H168V109H167ZM173 110H175V109H173ZM182 110H183V109H182ZM216 110H215V111H216ZM218 110H221V109H218ZM218 110H217V111H218ZM236 110H237V109H235V111H236ZM241 110H243V109H241ZM241 110L239 109V111H241ZM249 110H250V109H249ZM258 110L261 111L262 109L260 110V108H259ZM96 111H94V112H95V115H96L97 112H98V111H97V112H96ZM101 111H102V110H101ZM104 111H103V112H104ZM109 111H110V110H109ZM118 111L120 112V111H122V109H121V110H118ZM175 111H176V110H175ZM192 111L194 112V113L191 112V113H192V116H193V114H194L195 117L197 118V116H196L197 114H195V113H198V112H195L194 109H193ZM215 111H214V113H213L214 115H212L213 117H214L215 115H218V114H220V116H225V115H226V113H223V112H225L224 110H223V111H220V112L218 111V112H219L218 114H216ZM44 112H45V111H44ZM94 112H93V114H94ZM103 112H101V115L103 114ZM107 112H108V111H107ZM126 112H127V111H126ZM126 112H125V113H126ZM155 112H156V111H155ZM159 112H158V113H159ZM170 112H171V111H170ZM183 112H184V111H183ZM205 112H206V111H205ZM236 112H237L238 117L240 116V117H239V121H240V118H241V121H242V118H244V116L241 117V115H242L243 112H242V111L240 112L241 115H239L240 113H238V111H236ZM236 112H235V114H236ZM246 112H247V110H246ZM252 112H253V111H252ZM252 112H250V113H252ZM254 112H255V111H254ZM257 112H258V111H257ZM109 113H110V112H109ZM117 113H118V112H117ZM130 113H131V112H130ZM177 113H178V112H177ZM189 113H190V112H189ZM221 113H223V115H222ZM244 113H245V111H244ZM250 113H248V114H250ZM259 113H260V112H259ZM261 113L263 114V110L261 111ZM49 114H50V113H49ZM89 114H90V113H89ZM98 114H99V113H98ZM123 114H124V113H123ZM162 114H163V113H161V116H159V118L162 117ZM172 114H173V113H172ZM206 114H210V117H208L207 120H209V118H210V121H212V120L215 121L214 118L217 117V116H215L213 119H211V114H212V112H210V113H206ZM224 114H225V115H224ZM58 115H59V114H58ZM61 115H62V114H61ZM99 115H100V114H99ZM131 115H132V114H131ZM131 115H130V116H131ZM155 115H156V114H155ZM158 115H160V114H158ZM185 115H186V113H185ZM185 115H184V116H185ZM187 115H188V114H187ZM190 115H191V114H190ZM237 115H236L235 117H237ZM252 115H253V114H252ZM252 115H251V116H252ZM43 116L47 117L48 115H47V116H46V115H43ZM59 116H60V115H59ZM117 116H119V115H117ZM117 116H116V117H117ZM153 116H154V115H153ZM164 116H165V115H164ZM169 116H170V114H169ZM207 116H209V115H207ZM251 116H250V117H251ZM255 116H256V115H255ZM93 117H94V116H93ZM106 117H107V116H106ZM109 117H110V116H109ZM116 117H115V118H116ZM127 117H128V116H127ZM166 117H167V115H166ZM187 117H188V116H186V118H187ZM195 117H194V119H193L194 122H195V120L199 121V119H201V117H200V118L198 117V119H195ZM205 117H206V116H205ZM226 117H227V118H226ZM226 117H225L226 120L229 119V118H230V119H231V118H235L234 115H232V116L229 117V118H228V116H226ZM245 117H246V115H245ZM248 117H249V116H248ZM257 117H258V116H257ZM261 117H262V115H261ZM261 117H260V118H261ZM98 118H99V117H98ZM131 118H132V116H131ZM154 118H155V116H154ZM157 118H158V117H157ZM189 118L191 119L192 117L189 116ZM218 118H219V117H218ZM222 118H223V117H221V119H222ZM263 118H264V114H263ZM263 118H262L261 120H260V119H259V120L262 121ZM61 119H62V117H61ZM96 119H97V118H96ZM101 119H102V118H101ZM165 119H167V118H165ZM165 119L162 117V120H165ZM168 119H169V117H168ZM180 119H181V118H180ZM180 119H179V120H180ZM204 119H206V118H204ZM215 119H217V118H215ZM219 119H220V118H219ZM219 119H217V121H218ZM221 119H220V121L222 122L223 120H221ZM223 119H224V118H223ZM225 119H224V120H225ZM230 119H229V120H230ZM236 119H237V118H236ZM251 119H252V118H251ZM44 120H46V119H44ZM52 120H53V119H52ZM94 120H95V119H94ZM103 120H104V119H103ZM109 120H110V118H109ZM120 120H121V119H120ZM123 120L125 121V118H123ZM176 120H177V119H176ZM185 120H186V119H185ZM191 120H192V119H191ZM226 120L223 121L222 123H225ZM229 120H227V122H229ZM237 120H238V119H237ZM245 120L248 121L247 118H246ZM245 120H244V122H247V121H245ZM87 121H88V120H87ZM96 121H97V120H96ZM99 121H100V120H99ZM110 121H111V120H110ZM114 121H115L114 124H116V125H117V123H120V122H121V121H120V122H116V120H114ZM124 121H122V123H123ZM156 121H157V119H156ZM169 121H170V120H168V122H169ZM183 121H184V120H183ZM183 121H180V122H183ZM187 121H188V123H187ZM193 121H192V123L194 124ZM200 121H201V120H200ZM213 121H212V122H213ZM230 121H231V120H230ZM235 121H236V120L234 119V122H235ZM252 121H253V120H252ZM41 122H42V121H41ZM59 122H60V121H59ZM101 122H102V121H101ZM126 122H127V121H126ZM141 122H142V120H141ZM144 122H145V121H144ZM160 122L162 123V121H160ZM160 122H157V123H160ZM168 122H167V120H166V124H165L164 122H163V123H164L165 125L169 126L170 124H169ZM170 122H172V121H170ZM176 122H177V121H176ZM180 122L178 121L179 125H180ZM204 122H205V121H204ZM212 122H211V123H212ZM227 122H226V123H227ZM232 122H233V120H232ZM234 122H233V123H234ZM249 122H250V121H249ZM253 122H254V121H253ZM255 122H256V121H255ZM255 122H254V124H255ZM262 122H263V121H262ZM15 123H16V122H15ZM93 123H94V122H93ZM103 123H105V120L102 122L101 125H100V124H99V125H100V126H103ZM111 123H112V121H111ZM122 123H121V125H122ZM136 123H137V122H136ZM136 123H135V124H136ZM142 123H143V122H142ZM163 123H162V124H163ZM186 123L189 124V123H190L189 120H186ZM195 123H197V122H195ZM202 123H203V122H202ZM202 123L200 124V123L198 122L197 124L201 126ZM215 123H218V124H219L220 122H215ZM215 123H214V124H215ZM222 123H220L219 125H223ZM226 123H225V124H226ZM236 123H237V122H236ZM240 123H242V122H240ZM250 123H251V122H250ZM256 123H257V122H256ZM53 124H54V120H53ZM53 124L51 123V128H52V125H53ZM105 124H106V123H105ZM124 124H126V123H124ZM135 124H134V126H136ZM162 124H161L160 126H164V124H163V125H162ZM168 124H169V125H168ZM174 124H175V122H174ZM174 124H173V125H174ZM193 124H191V125H193ZM227 124H228V123H227ZM227 124H226V125H227ZM237 124H239V123H237ZM254 124H252V125H254ZM258 124H259V123H258ZM263 124H264V123H263ZM263 124H262V125H263ZM2 125H3V124H2ZM2 125H1V126H2ZM5 125H6V124H5ZM45 125H46V124H44V126H45ZM99 125H98V126H99ZM116 125H115V126H116ZM118 125H120V124H118ZM121 125H120V126H121ZM177 125H178V124H177ZM198 125H196V126H198ZM233 125H234V124H233ZM260 125H261V124H259L258 127H259ZM262 125H261V126H262ZM25 126H26V125H25ZM46 126H47V125H46ZM49 126H50V125H49ZM54 126L57 127L56 125H54ZM66 126H67V125H66ZM75 126H76V125H75ZM104 126H105V128H106V125H104ZM104 126H103L102 128H104ZM126 126L128 127L127 124H126ZM126 126H124L125 129L127 128ZM138 126H139V125H138ZM170 126H172V125H170ZM189 126H190V125H189ZM216 126H217V128H218V125H216ZM216 126H213V129L216 128ZM230 126H231V123H230ZM230 126H229V128H230ZM235 126H236V125H235ZM235 126H231V128L234 127V128H232V129H234V132H238V131H235V129L237 128V127L235 128ZM237 126H238V125H237ZM240 126H241V128H242L243 124H240ZM250 126H251V125H249L248 127H250ZM263 126H264V125H263ZM33 127H34V126H33ZM63 127L65 128V126H63ZM67 127H68V126H67ZM76 127H77V126H76ZM109 127H111V126H108V128H109ZM124 127H120V128L123 129ZM139 127H140V126H139ZM139 127H138V128H139ZM143 127H145V126H143ZM178 127H180V126H178ZM246 127H247V125H246ZM248 127H247V128H248ZM256 127H257V126H256ZM256 127H255V128H256ZM77 128H78V127H77ZM111 128H112V127H111ZM145 128H146V127H145ZM156 128H157V127H156ZM163 128H164V127H163ZM173 128H174V127H173ZM180 128H181V127H180ZM182 128H183V127H182ZM197 128H198V127H197ZM217 128H216V129H217ZM227 128H228V125H227ZM227 128L225 127L224 130H226ZM229 128H228V129H229ZM247 128H246V129H247ZM251 128H252V127H251ZM255 128H254L253 130H256ZM115 129H117V126H116V128H114V131H115ZM128 129H129V128H128ZM135 129H136V128H135ZM149 129H150V127H149ZM168 129H169V128H168ZM175 129H177V128H175ZM175 129H173V132H174ZM184 129H185V128H184ZM184 129H183V131H184ZM190 129H191V127H190ZM202 129H203V128H202ZM206 129H207V127H206ZM216 129H215V131H216ZM222 129H223V128H222ZM238 129H240V127H238ZM242 129H243L242 132L249 133V135H251V134L253 133V132H251V133H250V132H247V131L245 130V128H242ZM242 129H240V130H242ZM259 129H263V128H259ZM48 130H49V128H48ZM56 130H57V132H61V131H58V129H56ZM62 130H63V129H62ZM64 130H65V129H64ZM66 130H69V128L66 129ZM99 130H100V129H99ZM105 130H106V129H105ZM108 130H111V129L109 128ZM123 130H124V129H123ZM123 130H122V131H123ZM147 130H148V129H147ZM147 130H146L145 134H146L147 132H149V131H147ZM158 130H159V129H158ZM165 130H166V128H165ZM171 130H172V128H171ZM171 130H170V131H171ZM178 130H179V129H178ZM180 130H181V129H180ZM219 130H220V128H219ZM244 130H245V131H244ZM263 130H264V129H263ZM37 131H38V130H37ZM97 131H98V130H97ZM102 131H104V130L102 129ZM119 131H120V129H117V132H119ZM125 131H126V130H125ZM125 131H124V132H125ZM131 131H132V130H131ZM131 131H130V134H131ZM138 131H139V130H138ZM162 131H163V130H162ZM193 131H194V130H193ZM193 131H192V132H193ZM197 131H198V130H197ZM197 131H195V133H196ZM217 131H218V129H217ZM221 131H222V130H221ZM226 131H227V130H226ZM226 131H225V132H226ZM228 131H231V130H228ZM249 131H250V130H249ZM256 131H257V130H256ZM261 131H262V130H261ZM50 132H51V131H50ZM64 132H65V131H64ZM105 132H106V131H105ZM105 132H104V133H105ZM124 132H123V133H124ZM151 132H152V131H151ZM163 132H164V131H163ZM168 132H169V131H168ZM175 132H176V131H175ZM178 132H179V131H178ZM185 132H187V131H185ZM206 132H208V129H207ZM240 132H241V131H239V133H240ZM263 132H264V131H262V133H263ZM79 133L83 134L82 131H80ZM89 133H90V132H89ZM107 133H108V132H107ZM110 133H111V132L109 131V134H110ZM115 133H116V132H115ZM137 133H138V132H137ZM142 133L144 134V132H142ZM170 133H171V132H170ZM201 133H202V132H201ZM222 133L224 134V131H223ZM239 133H238V134H239ZM259 133H260V132H259ZM93 134H94V132H93ZM96 134H97V133H96ZM99 134H100V132H99ZM116 134H117V133H116ZM116 134H115V135H116ZM121 134H122V133H121ZM121 134H120V135H121ZM125 134L128 135L129 132H128V133H125ZM125 134H123V135H125ZM140 134H141V132H140ZM167 134H168V133H167ZM167 134H166V135H167ZM225 134H226V136H227V133H225ZM225 134H224V138L226 137ZM232 134H233V133H232ZM243 134L245 135V133H243ZM263 134H264V133H263ZM87 135H88V134H87ZM94 135H95V134H94ZM104 135H105V134H104ZM106 135H107V134H106ZM106 135H105V136H106ZM112 135H114V134H112ZM112 135H111V139H112ZM118 135H119V133H118ZM120 135H119V136H120ZM123 135H121V136H123ZM160 135H161V134H160ZM170 135H171V134H170ZM172 135H174V133H173ZM172 135H171V136H172ZM177 135H178V133H177ZM177 135H176V136H177ZM179 135H180V134H179ZM218 135H219V137H221V136H220V133H219ZM228 135H229V133H228ZM241 135H242V134H241ZM246 135H248V134H246ZM246 135H245V138H246ZM249 135H248V137H247L248 139H249ZM252 135H253V134H252ZM252 135L250 136L251 138H252ZM256 135H257V134H256ZM132 136H133V135H132ZM143 136H144V135H143ZM154 136H155V134H154ZM176 136H175V138H176ZM181 136H182V135H181ZM229 136H231V135H229ZM229 136H227V137H229ZM236 136H238V135L236 134L234 137L236 138ZM242 136H243V135H242ZM21 137H23V135H22V134H18L17 138L20 139ZM99 137H100V136H99ZM117 137H118V136H114V138H117ZM124 137H125V136H123V138H124ZM130 137H131V135H130ZM140 137H141V136H140ZM178 137L180 138V136H178ZM212 137H213V135H212ZM222 137H223V135H222ZM238 137H239V136H238ZM262 137L264 138V136H262ZM102 138H104V137L102 136ZM107 138H108V135H107ZM123 138H122V141H123ZM126 138H127V137H126ZM133 138H134V137H133ZM137 138H138V137H137ZM145 138H146V137H145ZM169 138H170V140L172 139L170 136H169ZM179 138H178V139H179ZM181 138H182V139H181V142H182L184 138H183V137H181ZM195 138H196V137H195ZM205 138H206V137H205ZM205 138H203V139H205ZM229 138H230V137H229ZM229 138H228V139H229ZM240 138H244V136H243V137H240ZM240 138H239V139H240ZM247 138H246V139H247ZM23 139H24V137H23ZM146 139H147V138H146ZM173 139H174V137H173ZM203 139H202V140H203ZM206 139H207V138H206ZM219 139H220V138H219ZM222 139H223V138H222ZM225 139H226V138H225ZM246 139H244V140L246 141ZM255 139H256V138H255ZM258 139H259V138H258ZM60 140H61V139H60ZM73 140H74V139H73ZM90 140H91V139H90ZM97 140L99 141V138H98ZM116 140H117V139H116ZM124 140H125V139H124ZM126 140H127V139H126ZM138 140H139V139H138ZM179 140H180V139H179ZM179 140H178V142H180ZM211 140H212V139H211ZM216 140H217V139H216ZM241 140H242V139H241ZM249 140H250V139H249ZM21 141H22V140H21ZM105 141H107V140H105ZM112 141H113V140H112ZM114 141H115V140H114ZM114 141H113V142H114ZM118 141H119V140H118ZM139 141H140V140H139ZM141 141H142V138H141ZM151 141H152V140H151ZM184 141H185V140H184ZM194 141H195V140H194ZM220 141H221V140H220ZM220 141L218 140V142H220ZM242 141H243V140H242ZM245 141H243V142H241V143H244ZM57 142H58V141H57ZM66 142H68V141H66ZM144 142H145V141L143 140V143H144ZM146 142H147V141H146ZM146 142H145L144 145H146ZM175 142H176V141H175ZM178 142H177V143H178ZM207 142H208V141H207ZM209 142H210V141H209ZM43 143H44V142H43ZM51 143H52V142H51ZM63 143H64V141H63ZM88 143H89V142H88ZM91 143H92V142H91ZM98 143H99V142H98ZM119 143H121V142L119 141ZM119 143H118V144H119ZM125 143H127V142L125 141ZM129 143H131V142H128V144H129ZM134 143H135V142H134ZM134 143H133V144H134ZM136 143H137V140H136ZM138 143H140V142H138ZM177 143H176V144H177ZM185 143H186V142H185ZM187 143H188V142H187ZM69 144H71L70 141H69ZM89 144H90V143H89ZM105 144H106V143H105ZM176 144H175V145H176ZM182 144H183V142H182ZM217 144H219V143H217ZM244 144H246V143H244ZM54 145H55V144H54ZM96 145H97V143H96ZM98 145H99V144H98ZM100 145H101V144H100ZM109 145L112 147L113 144L110 143ZM148 145H149V144H148ZM74 146L76 147L77 145H74ZM86 146H87V145H86ZM90 146H91V145H90ZM114 146H115V144H114ZM114 146H113V147H114ZM128 146H129V145H128ZM141 146H142V145H141ZM141 146H140V148H141ZM43 147H44V146H43ZM61 147H62V146H61ZM88 147H89V146H88ZM92 147H93V146H92ZM107 147H108V146H107ZM115 147H116V146H115ZM133 147H135V146H133ZM137 147H138V146H137ZM143 147H145V146H143ZM143 147H142V150H144ZM146 147H147V146H146ZM148 147H150V145H149ZM154 147H155V146H154ZM180 147L182 148L181 145H180ZM246 147H248V146H245V150H246ZM253 147H255V146H253ZM253 147H252V149H254ZM256 147H257V146H256ZM63 148H65V147H63ZM77 148H78V147H77ZM77 148H75V149H77ZM100 148H101V147H100ZM104 148H105V146H104ZM140 148H139V149H140ZM150 148H151V147H150ZM150 148H149L148 150L151 151L152 149H150ZM185 148L188 149L187 146H186ZM185 148H184V149H185ZM249 148H250V147H249ZM67 149H68V148H67ZM78 149H79V148H78ZM78 149H77V151L80 150V149H79V150H78ZM105 149H106V148H105ZM128 149H129V148H128ZM135 149H136V147H135ZM135 149L133 148V150H135ZM146 149H147V148H146ZM159 149H160V148H159ZM159 149H158V150H159ZM250 149H251V148H250ZM65 150H66V149H65ZM114 150H115V149H114ZM131 150H132V149H131ZM137 150H138V149H137ZM165 150H166V149H165ZM185 150H186V149H185ZM243 150H244V149H243ZM52 151H53V150H52ZM98 151H99V150H98ZM138 151H139V152H138ZM138 151H137L138 154H141L142 152H144V153H142L143 155L145 154V151H142V152H141V149L138 150ZM154 151H155V149H154ZM162 151H163V150H162ZM231 151H232V150H231ZM235 151H236V150H235ZM237 151H238V150H237ZM90 152H91V151H90ZM93 152H94V151H93ZM101 152H102V151H101ZM101 152H100V155H101ZM114 152H115V151H114ZM117 152H118V151H117ZM122 152H123V151H122ZM128 152H129V151H128ZM140 152H141V153H140ZM151 152H152V151H151ZM151 152H150V153H151ZM169 152H170V151H169ZM185 152H186V151H185ZM189 152H191V151H188V153H189ZM192 152H193V151H192ZM192 152H191V154H192ZM233 152H234V151H233ZM233 152H232V153H233ZM244 152H245V151H244ZM91 153H92V152H91ZM96 153H97V152H96ZM109 153H110V152H109ZM137 153H136L135 155H138ZM147 153L149 154V152H147ZM152 153H154V152H152ZM155 153H156V152H155ZM157 153H158V154H156V155H157V157H158L159 152H157ZM161 153H163V152H161ZM161 153H160V154H161ZM183 153H184V152H183ZM193 153H195V152H193ZM236 153H238V152H236ZM246 153H247V151H246ZM105 154H106V152H105ZM107 154H108V152H107ZM107 154H106V155H107ZM120 154H121V153H120ZM125 154H126L125 157H127V153H125ZM129 154H132V153L130 152ZM133 154H134V153H133ZM133 154H132V155H133ZM142 154L140 155L141 157H143ZM148 154H147V155H148ZM163 154H166V153H163ZM191 154H189V155H191ZM247 154H248V153H247ZM3 155H4V154H3ZM93 155H94V154H93ZM93 155H92V156H93ZM97 155H98V154H97ZM103 155H104V154H103ZM106 155H105V156H106ZM145 155H146V154H145ZM154 155H155V154H154ZM167 155H168V154H167ZM189 155H188V156H189ZM192 155L194 156L195 154H192ZM234 155H235V153H234ZM241 155H242V153H241ZM244 155H245V153H244ZM252 155H253V154H252ZM0 156H2V155H0ZM105 156H102V157L105 158ZM109 156H110V155H109ZM112 156H113V155H112ZM114 156L117 157L116 154H115ZM114 156H113V157H114ZM149 156H150V155H148V157H146V158H148V160L145 158V160H147L148 163H149V160H150L149 158L152 157V154H151L150 157H149ZM248 156H250V155H247V158H248ZM253 156H254V155H253ZM95 157H96V156H95ZM99 157H100V156H99ZM106 157H107V156H106ZM110 157H111V156H110ZM144 157H145V156H144ZM162 157H166V156H163V155H162ZM162 157H161V158H162ZM167 157H169V156H167ZM167 157H166V158H167ZM173 157H174V156H173ZM173 157L170 156L171 161H172V158H173ZM176 157H177V155H176ZM238 157H239V156H238ZM108 158H109V157H108ZM108 158H105V160L108 159ZM117 158H118V157H117ZM121 158H122V157H121ZM128 158H129V157H128ZM130 158L132 159V157H130ZM133 158H134V157H133ZM192 158H193V157H191V159H192ZM194 158H195V157H194ZM194 158H193V159H194ZM235 158H236V157H235ZM100 159H101V158H100ZM114 159H115V157H114ZM118 159H120V157H119ZM131 159H130V160H131ZM135 159H136V158H135ZM140 159H141V158H140ZM140 159L138 160L139 162H140ZM157 159H158V158H157ZM167 159H169V158H167ZM210 159H211V158H210ZM239 159H241V157H240ZM239 159H236V160H239ZM251 159H252V158H249L250 161H251ZM253 159H254V157H253ZM14 160L16 161V163H15V161H14V163H13V162H12V163L10 162L11 164H13V166H14V165H15V166H18V165H17L18 163H22V162L19 161V160H16V159H14ZM95 160H97V159L95 158ZM101 160H104V159H101ZM101 160H100V161H101ZM112 160H113V158H112ZM121 160H122V159H121ZM124 160H125V158H124ZM136 160H137V159H136ZM142 160H144V159H142ZM142 160H141V161H142ZM159 160H161V159L159 158ZM162 160H165V159H162ZM162 160H161V161H162ZM189 160H190V159H189ZM242 160H244L243 157H242ZM258 160H259V159H258ZM125 161H127V158H126ZM125 161H124V162H125ZM133 161H134V160L132 159V164H133ZM166 161H167V160H166ZM171 161L168 160L167 162L170 163ZM173 161H174V160H173ZM173 161H172V164H173V163H176V161H175V162H173ZM180 161H182V160H180ZM190 161H191V160H190ZM197 161H198V159H197ZM227 161H228V160H227ZM227 161H226V162H227ZM250 161H247V162H250ZM17 162H18V163H17ZM94 162H96V161H94ZM101 162H102V161H101ZM104 162H105V161H104ZM106 162H107V160H106ZM106 162H105V163H106ZM110 162H111V160H110ZM134 162H135V161H134ZM144 162H145V161H144ZM163 162H164V161H163ZM167 162H166V163H167ZM200 162H201V161H199V163H200ZM202 162H203V161H202ZM212 162H213V161H212ZM223 162H224V161H223ZM237 162H238V161H237ZM239 162H240V160H239ZM252 162H253V161H252ZM252 162H250V163H252ZM81 163L83 164V162H81ZM81 163H80V164H81ZM113 163H114V162H113ZM120 163H121V162H120ZM126 163H127V162H126ZM141 163H142V162H141ZM148 163H147V165H146V164H145V165L148 166V165H149ZM179 163H181V162H179ZM250 163H249V164H250ZM1 164H3V159H2V158L0 159V165H1ZM8 164H9V163H8ZM63 164H64V163H63ZM76 164H77V163H76ZM82 164H81V165H82ZM109 164H110V163H109ZM134 164H135V163H134ZM181 164H182V163H181ZM201 164H202V163H201ZM207 164H208V163H207ZM229 164H230V163H229ZM236 164H237V163H236ZM69 165H71V164L69 163ZM77 165H78V164H77ZM77 165H76V166H77ZM97 165H98V163H97ZM114 165H115V164H114ZM117 165H119V164H117ZM129 165H131V163H129ZM138 165L140 166L141 164L138 163V164H137V167H138ZM143 165H144V164H142V166H143ZM173 165H174V164H173ZM182 165H185V164H182ZM194 165H196V163H195ZM218 165H219V164H218ZM218 165H217V166H218ZM253 165H254V167H255V164H253ZM253 165H252V166H253ZM263 165H264V164H263ZM1 166H3V165H1ZM1 166H0V167H1ZM72 166H73V165H72ZM72 166H71V167H72ZM79 166H80V165H79ZM83 166H84V165H83ZM83 166H82V167H83ZM103 166H104V165H103ZM106 166H107V165H106ZM115 166H116V165H115ZM176 166H180V165H177V164H176ZM185 166H186V165H185ZM201 166H202V165H201ZM220 166H221V164H220ZM226 166H227V165H226ZM236 166H237V165H236ZM250 166H251V165H250ZM82 167H81V168H82ZM100 167H102V166H100ZM104 167H105V166H104ZM110 167H111V165H110ZM112 167H113V166H112ZM118 167H119V166H118ZM132 167H133V168H132ZM132 167H131V168L134 169V171L136 170V172H141V170H143V174H142V175H144V176H146V173H148V175H149V173H150L149 171H151V169H150V170H148V172H147V169H146V167H145V169H146L145 172H146V173H144V169H143L144 167H143L140 171L137 170V167H136V169L134 168V166H132ZM180 167H182V166H180ZM194 167H195V166H194ZM194 167H193V168H194ZM196 167H197V166H196ZM222 167H223V166H222ZM227 167H228V166H227ZM233 167H234V166H233ZM9 168H10V166H9ZM11 168H12V167H11ZM73 168H74V167H72L71 169H73ZM77 168H78V166H77ZM79 168H80V167H79ZM79 168H78V169H79ZM119 168H120V167H119ZM139 168H140V167H139ZM139 168H138V169H139ZM169 168H170V167H169ZM171 168H172V166H171ZM176 168H177V167H176ZM187 168H189V166H187ZM199 168H202V167H199ZM217 168H218V167H217ZM248 168H249V167H248ZM251 168H252V167H251ZM16 169H17V168H16ZM18 169L21 171L20 166L18 167ZM18 169H17V170H18ZM69 169H70V168H69ZM123 169H124V168H123ZM177 169H178V168H177ZM237 169H238V168H237ZM237 169H236V170H237ZM7 170H8V169H7ZM12 170H13V169H12ZM12 170H11V171H12ZM14 170H15V169H14ZM14 170H13V171H14ZM19 170H18V171H19ZM79 170L81 171V169H79ZM115 170H116V169H115ZM124 170H125V169H124ZM175 170H176V169H175ZM179 170H180V168H179ZM187 170H188V169H187ZM213 170H214V169H213ZM238 170H239V169H238ZM246 170H247V169H246ZM248 170H249V169H248ZM11 171H10V172H11ZM13 171H12V172H13ZM18 171H17V172H18ZM85 171H86V170H85ZM101 171H103V170H101ZM101 171H100V173H101ZM107 171H108V170H106V172H107ZM109 171H110V170H109ZM112 171H113V170H112ZM117 171H118V170H117ZM117 171H116V172H117ZM130 171H131V170H130ZM134 171H133V173H135ZM189 171H190V170H189ZM189 171H188V172H189ZM192 171H194V170H192ZM192 171H191V172H192ZM200 171H201V170H200ZM204 171H205V170H204ZM204 171H202L201 175L203 174ZM0 172H1V170H0ZM2 172H3V168H2ZM17 172H16V173H17ZM77 172H78V170H77ZM89 172H91V171L89 170ZM103 172H104V171H103ZM113 172H114V171H113ZM128 172H129V171H128ZM151 172H152V171H151ZM179 172H180V171H179ZM181 172H182V171H181ZM181 172H180V174H182ZM243 172H244V171H243ZM14 173H15V172H14ZM78 173H79V172H78ZM80 173H81V172H80ZM100 173H98V174H100ZM111 173H112V172H111ZM176 173L178 174V172H176ZM186 173H187V172H186ZM205 173H206V172H205ZM220 173H221V172H220ZM262 173H263V171H262ZM90 174H91V173H90ZM90 174H89V176H90ZM125 174H126V173H125ZM135 174H136V173H135ZM172 174H173V173H172ZM180 174H178V175H179V178H182V176H180ZM197 174H198V173H197ZM16 175H17V174H16ZM81 175H82V174H81ZM92 175H94V174L92 173ZM92 175H91V177H92V178H95V177L92 176ZM95 175H96V174H95ZM105 175H106V173H105ZM107 175H109V174H107ZM115 175H117V174L115 173ZM129 175H130V174H129ZM133 175H134V174H133ZM133 175H131V178H132ZM137 175H138V174H137ZM139 175H140V174H139ZM142 175H141V176H142ZM148 175H147V177H148ZM151 175H152V174H150L149 176H151ZM175 175H176V174H175ZM178 175H177V176H178ZM183 175H184V173H183ZM187 175H189V174L187 173ZM187 175H186V177H188ZM257 175H258V174H257ZM17 176H19V175H17ZM103 176H104V175H102V177H103ZM152 176H153V175H152ZM202 176H204V174H203ZM207 176H208V175L206 174V177H207ZM209 176H210V175H209ZM259 176H260V175H259ZM259 176H257V177H259ZM53 177H57V175L53 174ZM102 177H101V178H102ZM116 177H118V176H116ZM116 177H115V178H116ZM121 177H122V176H121ZM134 177H135V176H134ZM134 177H133V178H134ZM142 177H143V176H142ZM199 177H200V176H199ZM213 177H214V176H213ZM213 177L211 176V178H212V179H211V184H212ZM261 177L263 178V175H262ZM261 177H260V178H261ZM57 178H60V177H57ZM57 178H56L57 181L61 179V178H60V179H57ZM75 178H76V177H74V179H75ZM87 178H88V177H87ZM105 178H109V181H110V178H111V177H105ZM105 178H104V182L106 181ZM149 178H150V177H149ZM149 178H148V179H149ZM177 178H178V177H177ZM183 178H185V177H183ZM183 178H182V179H183ZM190 178H191V175H190ZM200 178H202V177H200ZM203 178H205V177H203ZM208 178H210V177H208ZM260 178H258V179H259V181L262 182L263 179L260 180ZM17 179H18V178H17ZM95 179H96V178H95ZM128 179H129V178H128ZM141 179H142V178H141ZM145 179H146V178H145ZM186 179H187V178H186ZM188 179H189V178H188ZM197 179H199V178H196V180H197ZM258 179H257V180H258ZM14 180H15V179H14ZM75 180H76V179H75ZM115 180H116V179H115ZM136 180L139 181V176H138V179H135V181H136ZM146 180H147V179H146ZM146 180H145V181H146ZM149 180H150V179H149ZM151 180H152V179H151ZM183 180H185V179H183ZM203 180H204V179H203ZM208 180L210 181V179H208ZM214 180H216V179H214ZM214 180H213V181H214ZM8 181L11 182V180H8ZM12 181H13V179H12ZM16 181H17V180H16ZM66 181H67V180L63 179V182L61 181L60 183H64V182L67 183ZM120 181H125V180H124V178H123V179H121ZM120 181L118 182L119 184H120ZM179 181H182V180H179ZM186 181H188V180H186ZM204 181H205V180H204ZM206 181H207V178H206ZM206 181L203 182V184L206 183ZM209 181H208V182H209ZM216 181H217V180H216ZM5 182H7V181H5ZM19 182H20V181H19ZM97 182H98V181H97ZM115 182H116L115 184H118L117 181H115ZM140 182H141V181H140ZM147 182H148V180H147ZM152 182H153V180H152ZM183 182H184V181H183ZM183 182H181V183H183ZM200 182H201V181H200ZM208 182H207V184H208ZM11 183H12V182H11ZM20 183H21V182H20ZM58 183H59V182H58ZM60 183H59V185H60ZM99 183H100V182H99ZM113 183H114V182H113ZM126 183H127V182H126ZM126 183H124V184H126ZM184 183H185V182H184ZM186 183H187V182H186ZM230 183H231V182H230ZM14 184H15V183H14ZM22 184H23V183H22ZM67 184H68V186H69L70 182L67 183ZM67 184H66V185H67ZM110 184H111V183H110ZM128 184H129V186H130V182H129ZM132 184H133V183H132ZM132 184H131V187H132ZM139 184H140V183H139ZM141 184H142V182H141ZM147 184H151V182H149V183H147ZM159 184H160V183H159ZM214 184H215V183H213L212 185L214 186ZM218 184H219V183H216V186H217ZM18 185H19V183H18ZM62 185H63V184H62ZM107 185H108V184H107ZM137 185H138V183H137ZM142 185H144V184H142ZM219 185H220V184H219ZM219 185H218V186H219ZM10 186H11V184H10ZM63 186H64V185H63ZM71 186H73V184L70 185V187H71ZM112 186H114V185H111V187H112ZM122 186H123V185H122ZM150 186H151V185H150ZM154 186H156V185H154ZM203 186H204V185H203ZM207 186H208V185H207ZM220 186H221V185H220ZM21 187H22V186H21ZM23 187H24V186H23ZM58 187H59V186H58ZM70 187H69V188H70ZM76 187L80 188V186H78V185H77ZM105 187H106V186H105ZM108 187H109V186H108ZM115 187H116V186H115ZM125 187H126V185H125ZM140 187H142V186L140 185ZM148 187H149V186H148ZM209 187H211V186L209 185ZM74 188H75V184H74ZM74 188H73V189H74ZM81 188H82V187H81ZM81 188H80V190H83V189H84V188H82V189H81ZM116 188H117V187H116ZM116 188H115V189H116ZM133 188H134V186H133ZM135 188H138V187H135ZM183 188H185V187H183ZM216 188H217V187H216ZM22 189H23V188H21V190H22ZM62 189H65V188L62 187ZM67 189H68V188H67ZM73 189H72V187H71V189H68L69 191L72 190V191L70 192L71 194H72V192H73V194H74V190H73ZM115 189L113 188V190H115ZM123 189H126V188L123 187ZM130 189H132V188H130ZM130 189H129V190H130ZM148 189H149V188H148ZM10 190H11V189H10ZM56 190H59V188H58V189L56 188ZM68 190H66V191H68ZM80 190L77 189V193L75 192L76 195L78 194V192H79ZM117 190H118V189H117ZM120 190H121V189H120ZM120 190H119V193H120ZM129 190H128V191H129ZM133 190H134V189H133ZM149 190H150V189H149ZM59 191H60V190H59ZM75 191H76V190H75ZM86 191L89 192V190H86V189H85V192H86ZM125 191H127V190H125ZM128 191H127V192H128ZM9 192H10V193L12 192V193L14 194V192H16V191H14V192H13V191H9ZM57 192H58V191H57ZM80 192L83 193L84 191H80ZM87 192H86V193H87ZM121 192H124V191H121ZM90 193L94 194L92 191H90ZM90 193H87V194H90ZM119 193H118V194H119ZM15 194H16V195H14V196H17V197L19 196L17 193H15ZM19 194H20V193H19ZM59 194H60V192H59ZM73 194H72V195H73ZM87 194H86V196L88 197ZM258 194H260V193L258 192ZM258 194H257V196H259ZM261 194H262V193H261ZM55 195H56V192H55L54 196H55ZM60 195H61V194H60ZM60 195H59V196H60ZM74 195H75V194H74ZM76 195H75V196H76ZM84 195H85V194H83V196H84ZM95 195H96V197H98V194L95 193ZM99 195H100V194H99ZM77 196L80 197V196H82V194L79 193ZM57 197H58V194H57ZM57 197H56V198H57ZM78 197H77V198H78ZM89 197H90V196H89ZM92 197L94 198L95 196H91V198H92ZM101 197H102V196H101ZM103 197H105V196H103ZM56 198H55V200H57ZM85 198H86V197H85ZM58 199H60V198H58ZM64 199H65V198H64ZM87 199H88V198H87ZM107 199L110 201L109 198H107ZM262 199H264V198H262ZM60 200H61V199H60ZM60 200H59V201H60ZM1 201H2V200H1ZM64 201H65V200H64ZM76 201H78V200H76ZM87 201H89V200H87ZM97 201H98V200H97ZM114 201H115V200H114ZM114 201L112 200L113 203H114ZM261 201H262V200H261ZM101 202H102V201H101ZM61 203H62V202H61ZM92 203H93V202H92ZM99 203H100V201H99ZM103 203H104V202H103ZM107 203H108V202H107ZM113 203H111V204H113ZM75 204H77V203H75ZM108 204L110 205V203H108ZM62 205H63V204H62ZM89 205H91V204L89 203ZM101 205H102V204H101ZM91 206H93V205H91ZM66 207H67V206H66ZM66 207H65V208H66ZM56 208H57V205H56ZM109 208H110V207H109ZM109 208H108V209H109ZM105 210H106V209H104V211H105ZM104 211H103V214H104ZM105 212H108V211H105ZM72 255L75 256V259H73L74 262H75V261H76V253H73ZM68 257H69V256H68ZM79 257H80V256H78V258H79ZM78 258H77V259H78ZM46 259H47V258H46ZM46 259H45L44 261H46ZM41 260H42V259H41ZM71 260H72V259H71ZM81 260H82V259H81ZM64 261L66 262V260H64ZM38 262H39V261H38ZM70 262H71V261H70ZM40 263H43V262H40ZM45 263H46V262H45ZM58 263H60V262H58ZM67 263H68V262H66V264H67ZM47 264H48V263H47Z\"/></svg>",
	"mask_w": 264,
	"mask_h": 264
}]
</instances>
